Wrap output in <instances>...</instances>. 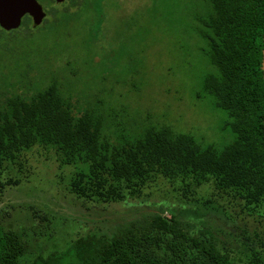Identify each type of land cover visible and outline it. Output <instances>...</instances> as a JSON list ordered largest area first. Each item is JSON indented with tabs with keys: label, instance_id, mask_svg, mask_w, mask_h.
<instances>
[{
	"label": "trees",
	"instance_id": "obj_1",
	"mask_svg": "<svg viewBox=\"0 0 264 264\" xmlns=\"http://www.w3.org/2000/svg\"><path fill=\"white\" fill-rule=\"evenodd\" d=\"M201 1L195 31L207 69L200 87L223 113L221 145L200 142L168 124L125 136L112 108L109 126L91 107L75 112L76 101L62 94L57 79L41 72V64L33 57L29 66L18 62L34 53L18 46L16 37L31 36L38 25L25 16L15 29L0 27V35H10L1 51L13 59L0 71V189L32 179L34 151L40 163H54L56 176L64 178L63 167H70L65 188L86 202H144L145 190L157 179L172 187L180 202V208L160 204L110 235L78 236L65 250L37 254L30 264H238L211 235L186 230L181 215L188 214L184 206H194L230 223L249 216L256 227L264 220V0ZM65 8L61 13L70 10ZM235 207L240 213H232ZM241 229L250 264H264L263 235ZM24 253L19 232L0 223V264H21Z\"/></svg>",
	"mask_w": 264,
	"mask_h": 264
},
{
	"label": "rangeland",
	"instance_id": "obj_2",
	"mask_svg": "<svg viewBox=\"0 0 264 264\" xmlns=\"http://www.w3.org/2000/svg\"><path fill=\"white\" fill-rule=\"evenodd\" d=\"M37 2L55 9L56 16L52 18L49 12L48 21L38 24L31 36L16 37L18 46L34 53L27 61L21 56L18 62L21 65L28 62L29 66L33 57L37 65L41 64L45 69L41 72L47 78L57 79L62 94L76 101L75 112L91 107L108 122L112 108L115 122L125 127L122 132L125 136L146 126L168 124L200 142L223 143L226 134L222 130L223 113L213 107L211 96L200 87L207 69L195 31L201 0H126V18L118 23L117 11H108L109 18L104 21V12L98 6L90 7L88 2L71 7L66 13L61 12L71 4ZM9 36L0 35V45ZM1 50L2 47L0 71L13 60ZM28 78H33L29 72ZM30 155L32 179L0 189V223L15 229L22 237L25 253L21 264H30L37 254L63 251L74 238L90 232L110 235L118 225L158 210L160 204L180 208L176 192L162 179L145 190L148 196L144 202H86L65 188L70 167H63L66 176L61 178L56 176L54 163H40L41 158L34 151ZM30 207L44 220L35 217ZM184 208L188 214L181 215V220L186 230L211 235L219 248L238 264H250L249 245L240 230L249 228L251 235L252 229L256 230L264 241V220L253 227L249 216L244 220L247 223L239 217L230 223L224 218L216 219L212 213H199L194 206ZM231 210L233 214L240 213L239 208Z\"/></svg>",
	"mask_w": 264,
	"mask_h": 264
},
{
	"label": "water",
	"instance_id": "obj_3",
	"mask_svg": "<svg viewBox=\"0 0 264 264\" xmlns=\"http://www.w3.org/2000/svg\"><path fill=\"white\" fill-rule=\"evenodd\" d=\"M60 2L61 0H55ZM24 14H28L33 25H38L45 17V12L37 0H0V27L4 30L17 28ZM264 44V34H263ZM261 70L264 79V46L262 48ZM264 131V117H263Z\"/></svg>",
	"mask_w": 264,
	"mask_h": 264
},
{
	"label": "flooded vegetation",
	"instance_id": "obj_4",
	"mask_svg": "<svg viewBox=\"0 0 264 264\" xmlns=\"http://www.w3.org/2000/svg\"><path fill=\"white\" fill-rule=\"evenodd\" d=\"M51 2L57 3V4H61V3L66 2L68 4H71V6H67L68 9L75 8L78 5H81V4H84L85 2H88V5H90V7L91 6H95V7L98 6V8L104 12L105 16L102 17V20H104V21H106L109 18L108 17L109 16L108 11L115 10V11H117V12H115L116 23H118L119 21L122 22V20H124V18H126V14H127V10L125 9L126 0H61L60 2H56L55 0H51ZM123 5H124V12L122 11ZM41 6H42L43 11L45 12L44 18H46V15L49 13L48 8L47 7L45 8L43 4H41ZM95 7H92V10H94V13L92 12V16H93V18L96 19ZM25 16H29V15L24 14L22 16V18ZM22 18H21V20H22Z\"/></svg>",
	"mask_w": 264,
	"mask_h": 264
}]
</instances>
